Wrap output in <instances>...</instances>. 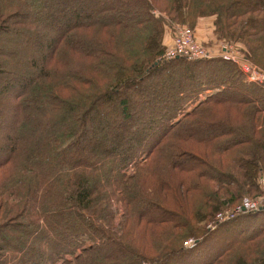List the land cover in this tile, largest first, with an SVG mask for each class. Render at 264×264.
I'll return each mask as SVG.
<instances>
[{"label":"trees","instance_id":"trees-1","mask_svg":"<svg viewBox=\"0 0 264 264\" xmlns=\"http://www.w3.org/2000/svg\"><path fill=\"white\" fill-rule=\"evenodd\" d=\"M209 15L264 69V0H0V264H264V210L206 228L264 196V84L222 56L162 57L172 22Z\"/></svg>","mask_w":264,"mask_h":264},{"label":"rangeland","instance_id":"rangeland-1","mask_svg":"<svg viewBox=\"0 0 264 264\" xmlns=\"http://www.w3.org/2000/svg\"><path fill=\"white\" fill-rule=\"evenodd\" d=\"M54 16H46L45 20L47 21L48 25L50 28H54L55 27V20L53 18ZM215 16L213 15H209V16H203L198 18V20L196 21L195 25L192 26L189 23H179V22H172V25L166 28L165 34H164V38H163V43L165 45V50L164 53L162 55V57L164 58L166 53L173 48L174 43L176 38L180 35L181 30H189L193 40L195 41V43L199 46V47H203L206 48L214 57H223L224 54V50L223 47L227 46V48L231 51L234 52L235 55H238L240 57H242L243 59H248L249 61L252 62V60L250 58H248L244 52L242 51V47H244V45L242 43L239 42H231V41H225V40H219L216 37V34H214V29H215ZM26 37L25 35H22V41L24 40L23 38ZM39 44H41V48H45L46 45L49 43L48 39H39ZM35 45V44H34ZM36 46H38L36 44ZM212 57V58H214ZM221 57V58H222ZM165 59V58H164ZM225 60V59H224ZM227 60V59H226ZM232 63L237 64L238 66H240L238 63L231 61ZM253 63V62H252ZM255 64V63H253ZM256 65V64H255ZM257 66V65H256ZM260 70L264 71V69L260 68L259 66H257ZM241 68V66H240ZM179 75H174L173 78L169 79L168 77H166L163 80H159L156 79L154 81V83H152L150 85V89L145 90L144 93H146V95H153L154 92L156 93H160L162 87H168L169 85H173V83H179ZM254 82V81H251ZM259 83V82H257ZM262 84V83H261ZM3 88V87H1ZM10 95V94H8ZM149 97V96H148ZM141 98H133L130 101L129 104V108H130V113H136V110L138 108H140L141 106ZM118 100H114L110 105H107L103 108H101L98 112L94 111L91 115V131L89 136H102L104 133L108 132L113 125V121L114 119H120L121 118V110L122 108H120L118 106ZM11 116L13 115V112L11 110L10 113ZM10 115H6L5 117H2L7 124L4 125L5 128V134L8 133V127L10 124V120L12 117ZM139 122V121H138ZM142 123L143 122H139ZM6 126V127H5ZM1 140L3 139L0 138ZM142 140V139H140ZM1 142V146H0V156L2 155L1 152L4 151L5 147L3 144V141ZM129 146H133L136 145V143H128ZM126 147V146H125ZM121 151L118 152V154H120ZM262 181L264 182V179H262ZM259 197H264V196H259ZM259 197H246V198H250V199H258ZM243 198L239 203H237L234 206H226L222 209H220L219 211L216 212L215 216L213 217V219H211L207 225L206 228L214 231L218 228V226H220L223 222H225L226 220H230L231 218L234 219L236 218L235 216H237V210L240 208V205H242V203L244 202ZM219 213H222L224 215L223 219H219ZM237 214V215H235ZM235 215V216H234ZM234 216V217H233ZM229 217V218H227ZM226 218V219H225ZM225 219V221H224ZM243 223H239L238 225H244L246 222L242 221ZM203 224H199L198 226L200 228H202ZM237 224H232L231 226H228L229 228L227 229H222L221 232L219 233V236H222L223 234H226L227 231L233 230V226H238ZM205 227V224L203 225ZM226 230V231H225ZM10 236L11 233H8ZM224 236V235H223ZM222 236V237H223ZM222 237H217L216 239H212L214 241H210L211 243H214L215 240H218ZM193 238H189L188 240H186L184 242V245H186L188 243L189 240H191ZM194 241V239H193ZM213 244L210 245L209 248H211ZM196 264V263H195Z\"/></svg>","mask_w":264,"mask_h":264},{"label":"built area","instance_id":"built-area-1","mask_svg":"<svg viewBox=\"0 0 264 264\" xmlns=\"http://www.w3.org/2000/svg\"><path fill=\"white\" fill-rule=\"evenodd\" d=\"M223 50L224 54L222 58L225 60L227 59V61H233L238 63L241 66L243 72L245 73L247 80L264 84V71L260 70L255 64H253L248 59H243L242 57L235 55L234 52H231L227 48V46H224ZM180 56H186L192 59L214 57L206 48L199 47L195 43L189 30H181L180 35L175 40L173 48H171L166 53L164 58L172 59ZM258 210H264V197H259L258 199L253 200L250 198L244 199V202L242 203V205H240V208L237 210V214H240L242 212H254ZM219 214L220 215L218 218L223 219L224 215L222 213ZM193 242V239H191L186 245H189Z\"/></svg>","mask_w":264,"mask_h":264}]
</instances>
